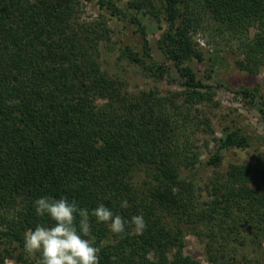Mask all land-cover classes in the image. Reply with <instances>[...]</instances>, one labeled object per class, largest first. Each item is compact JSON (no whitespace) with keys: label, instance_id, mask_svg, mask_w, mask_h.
I'll return each mask as SVG.
<instances>
[{"label":"trees","instance_id":"1","mask_svg":"<svg viewBox=\"0 0 264 264\" xmlns=\"http://www.w3.org/2000/svg\"><path fill=\"white\" fill-rule=\"evenodd\" d=\"M88 1L137 36L118 58L180 91L127 93L101 68L106 20L81 21L82 0H0V264H37L24 236L53 223L36 215L34 201L44 196L90 210L103 203L125 219L143 214V233L128 227L124 239L91 218L100 264H201L184 253L187 235L202 244L205 264H264V154L194 177L198 165L218 167L223 150L248 148L251 137L228 125L218 137L209 118L193 121L196 106L219 108L207 81L226 60L210 53L206 77L188 64L204 63L195 36L206 32L236 42L240 70L264 72V0H128L124 8L120 0ZM141 16L163 29L156 40L163 62ZM258 91L236 92L252 106ZM196 129L215 144L204 162ZM123 199L130 207H120Z\"/></svg>","mask_w":264,"mask_h":264},{"label":"rangeland","instance_id":"2","mask_svg":"<svg viewBox=\"0 0 264 264\" xmlns=\"http://www.w3.org/2000/svg\"><path fill=\"white\" fill-rule=\"evenodd\" d=\"M128 0H120V6L125 7ZM79 18L88 24H94L98 21L106 20V27L109 30V40L99 44V61L101 68L114 78L125 83L124 90L127 93L137 94L140 91L156 88L161 95H169L171 92L180 91L176 83H165L164 81H152L146 78L139 71L138 66L132 65L125 59L118 58L119 48L125 45H137L138 38L133 33L132 27L123 20L109 16L106 10L95 1L82 0L79 8ZM146 27L147 37L153 49L155 60L163 62V56L156 46V40L159 38L163 29L160 25L146 16L140 17ZM253 32V31H252ZM196 42L202 47L204 52V63L190 61L188 64L194 70H199L201 77H206L208 68V56L216 50L217 54L225 57V66L220 68L216 74H211L207 84L213 86L215 91V100L219 103V108L208 106H196L199 112L192 113L194 122L205 117L211 120V125L216 131V136L221 135V129L224 125L240 127L250 138L248 148H235L223 150V160L221 164L213 168L205 167L203 164L198 165L194 171L196 179L209 177L213 170L219 173H225L230 164H248L259 154H264V119L261 117L258 109L264 110V72L263 70L256 74L250 75L238 67V61H243V56L237 49V44L233 39L218 36L213 41L208 33L202 32L195 36ZM223 84V87H217V84ZM259 87L257 98L253 105L248 103L247 98L236 91L240 86ZM203 126V125H202ZM207 135L200 130H195L192 136L194 145L201 152V162L206 161L214 151V142L208 139ZM209 141L208 147H205L206 141ZM186 247L184 253L205 264L202 244L191 235L186 236Z\"/></svg>","mask_w":264,"mask_h":264},{"label":"clouds","instance_id":"3","mask_svg":"<svg viewBox=\"0 0 264 264\" xmlns=\"http://www.w3.org/2000/svg\"><path fill=\"white\" fill-rule=\"evenodd\" d=\"M34 207L37 216L53 222L50 226L38 224L25 233L24 250L29 256H38L37 264H100L101 248L94 238H89L91 218L96 223H104L120 239L128 235V227L137 234H142L147 227L143 214L125 219L103 203L90 210L67 196L59 199L44 196L34 201ZM120 207H130L127 199L120 202ZM111 259L116 261L117 257Z\"/></svg>","mask_w":264,"mask_h":264}]
</instances>
